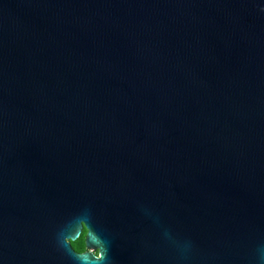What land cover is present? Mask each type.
<instances>
[{"label":"water","instance_id":"95a60500","mask_svg":"<svg viewBox=\"0 0 264 264\" xmlns=\"http://www.w3.org/2000/svg\"><path fill=\"white\" fill-rule=\"evenodd\" d=\"M0 264H264V0H0Z\"/></svg>","mask_w":264,"mask_h":264},{"label":"flooded vegetation","instance_id":"af4514ba","mask_svg":"<svg viewBox=\"0 0 264 264\" xmlns=\"http://www.w3.org/2000/svg\"><path fill=\"white\" fill-rule=\"evenodd\" d=\"M80 234H81V236L79 237L78 241L73 246L70 244L73 251L77 254L86 253V245H85L86 232H85V230L82 229Z\"/></svg>","mask_w":264,"mask_h":264},{"label":"clouds","instance_id":"9594fccd","mask_svg":"<svg viewBox=\"0 0 264 264\" xmlns=\"http://www.w3.org/2000/svg\"><path fill=\"white\" fill-rule=\"evenodd\" d=\"M97 259H103V254H101L99 251L96 253Z\"/></svg>","mask_w":264,"mask_h":264}]
</instances>
